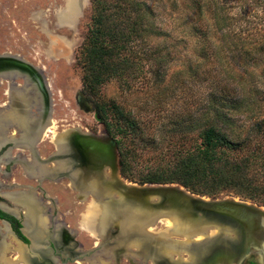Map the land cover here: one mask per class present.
I'll return each mask as SVG.
<instances>
[{
    "label": "rangeland",
    "instance_id": "rangeland-1",
    "mask_svg": "<svg viewBox=\"0 0 264 264\" xmlns=\"http://www.w3.org/2000/svg\"><path fill=\"white\" fill-rule=\"evenodd\" d=\"M105 1L112 3L117 0ZM126 1L139 3V10H145L146 14L150 11L145 22L148 30L143 28L144 34L131 40L127 50L124 48L118 54V58H124L125 62H120L122 66L131 64L132 68L127 69L130 73L123 77L106 78L94 94L83 91L81 79L85 72L84 48L88 46L87 38L94 26L96 11L95 4L89 0L73 26L63 25L71 23L67 19L62 24L57 20L66 0H0V54H17L42 72L49 85V126H52H48L49 130L59 133L72 129L106 136L113 143L117 139L122 148L131 146L136 157L128 159L130 168L126 176L129 179L120 175L118 154L115 175L126 183L138 184L146 172L153 171L163 153L169 154L178 148L189 150L206 120H210L213 114V110L207 109V104L215 80L219 86L227 87L230 98H239L234 99L235 104L227 110L225 106L218 108L233 117L235 135L243 138L253 131L251 123L264 121V0ZM112 19L122 27L120 14ZM58 37L70 45H67V55L60 54L59 44L55 41ZM243 51L250 53L244 56ZM246 58L249 60L246 61ZM14 81L22 83L19 76ZM5 87L6 82L2 80L0 101L4 98L1 92ZM95 104L104 105L107 110L105 123L110 124L111 132L98 119ZM215 106L217 104H212V107ZM117 108L128 113L136 122L143 141H138V132L126 133L124 137L116 133L120 126L116 120ZM242 119L246 120L240 126ZM227 131L229 133L226 134L232 138L233 128ZM50 134L46 132L33 146L39 158L47 159L54 154ZM258 140L256 136L250 142L255 145ZM26 152V148L11 146L0 156V204L9 209H13V205L4 197L5 194L24 190L26 186L35 187L33 178L21 173L23 170L18 162L4 172L8 160ZM66 181L61 178L53 183L41 179L39 194L56 199L57 203L52 205L57 208L56 212L64 224L76 231L74 240L80 242L83 249L90 250L97 239L90 237L81 223L89 210L90 200L86 198L77 202ZM195 195L207 199L233 198L264 209V201L254 202L229 190L222 189L214 197ZM79 218L83 229L77 225ZM3 225L0 223V248L7 245L3 256L14 260L18 257L16 251L17 256L13 259L18 242L15 244V238L2 229ZM166 226L171 227V224L157 222L150 233ZM130 258L131 261L119 257L118 264H141L135 256ZM85 259L73 258L74 262L67 260L65 264H87ZM143 263L150 264L148 261Z\"/></svg>",
    "mask_w": 264,
    "mask_h": 264
},
{
    "label": "water",
    "instance_id": "water-1",
    "mask_svg": "<svg viewBox=\"0 0 264 264\" xmlns=\"http://www.w3.org/2000/svg\"><path fill=\"white\" fill-rule=\"evenodd\" d=\"M7 58L17 67L29 65L15 55ZM43 80L45 82H43L44 110H46L44 120H46L50 115L49 85L44 78ZM37 81L38 85H41L42 82L39 83L38 79ZM9 127L12 126L9 125L6 130ZM73 135L76 136L77 141L73 139L75 145L71 144L70 147L67 143L71 138L68 137ZM64 137H66L64 141L69 152L62 156L64 158L69 154L72 156L75 162L74 164L70 162L69 166L73 168V171L90 168L99 172L95 174L96 177L93 176L96 183L98 181V185L94 186L93 194L82 191L80 196L77 185L71 189L78 200L86 198L90 201L101 200V204L109 209L103 221L105 227L101 237L89 234L100 240V245L114 249L112 253L115 255L116 263L118 257L131 261L130 257L133 256L141 264H144V261L150 264L187 262L185 260H187L189 247L195 244L193 249H202V253L194 259L195 264H245L250 258L255 263L264 264V209L261 206L233 198H203L189 194L183 187L176 184L126 183L115 175L116 148L113 141L86 132L72 131V129L67 130ZM9 139L13 142L18 138ZM34 144V142L29 143L27 147H24V143L21 142L12 146L33 150ZM81 156L85 159L82 166L79 164L81 159L78 160ZM42 161L46 163L45 159ZM5 212L12 214L9 211ZM173 219L178 223L188 224L190 229L175 231L161 239L169 241L171 247L172 244H177L181 248L169 255L160 253L157 247L147 249L154 242H159L162 231L166 230L164 227L150 233L155 223ZM79 228H81L80 225ZM200 235L204 236L197 239ZM133 238H142L141 248L133 251L130 249L127 253L123 250V246L133 241ZM118 247L123 248L120 249L123 255L118 256L115 253ZM87 252L90 251L87 250ZM170 259L173 261L171 262Z\"/></svg>",
    "mask_w": 264,
    "mask_h": 264
},
{
    "label": "trees",
    "instance_id": "trees-1",
    "mask_svg": "<svg viewBox=\"0 0 264 264\" xmlns=\"http://www.w3.org/2000/svg\"><path fill=\"white\" fill-rule=\"evenodd\" d=\"M89 2L95 4L96 11L93 15L94 26L91 27L90 36L87 38L88 46L84 48L83 70L85 72L81 79L83 91L94 94L106 78L123 77L130 73L127 69L132 68L131 64L122 66L120 62L125 61L124 58H118V54L124 48L125 51L127 50V44L131 40L144 34L143 28L148 30L145 22L149 18L150 11L146 14L145 10H139V3L134 4L135 2L126 0H117L112 3L105 0H89ZM119 14L123 18L122 27L118 26V21L114 23L112 19L113 16L117 18ZM222 33L228 36L227 33ZM233 45L236 46L234 42ZM250 51H243L244 56ZM214 83L208 94L209 104H207V109L213 110V114L210 120H206V124L189 146V150L178 148L169 154L163 153L153 171L146 172V175L138 180V184L175 183L186 188L191 194L213 197L224 189L254 202L264 201V121L262 119L251 123L253 131L243 138L235 135L233 117L226 114L227 111L221 112L222 110L218 108L225 106L227 110L235 104L234 99L239 98L238 96L230 98L226 86H219L216 80ZM212 104L217 106L214 108ZM95 110L98 119L105 123L107 110L104 105L95 104ZM115 114L120 124L116 133H121L124 137L126 133L138 132V141H143L136 122L131 120L128 113L117 108ZM245 120L239 121V125L241 126ZM104 125L111 132L110 124L106 122ZM232 128V138H230L226 132L229 133L227 129ZM256 136L259 140L254 145L250 141ZM114 144L119 155L120 175L124 179L128 178L126 176L130 168L128 159L136 157L135 153L131 146L122 148L117 139L114 140ZM2 217L11 222L14 221L3 212L0 213V218Z\"/></svg>",
    "mask_w": 264,
    "mask_h": 264
},
{
    "label": "flooded vegetation",
    "instance_id": "flooded-vegetation-1",
    "mask_svg": "<svg viewBox=\"0 0 264 264\" xmlns=\"http://www.w3.org/2000/svg\"><path fill=\"white\" fill-rule=\"evenodd\" d=\"M66 23L68 26H72V22L71 23L66 22ZM66 23H64V24H66ZM55 41L58 42V44H59L60 54L67 55L69 53L68 47H70V45L65 43L64 39L61 37H58V39H56ZM58 44H56V45L58 46ZM67 45H68V47H67ZM57 46H55V48H57ZM53 50L55 51L56 49H53ZM13 55H15L18 58H20L21 60L25 61L23 58H21L17 54H10V53H6V52H2V54H0V84L2 83V80H5V82H6V87L4 89H2V92H1V95L3 94L4 98L0 101V114L4 113V112H13V111H10L11 110L10 105L12 104V99H11V96L9 94V89L11 87L15 88V86H16L15 89H19L20 91L24 90V88H27L28 93H30L31 95L34 94V95H32L33 97H31L30 99L33 100V98L35 96L36 101L34 100L33 102L31 101L32 103H30L28 96L25 95L26 99H27V101L25 102V105H22L21 108L19 107L18 111H16L19 113V115L17 114L18 118L12 117V118H9L10 120L7 121L6 127H8L9 125H11L12 127L7 128V130L5 128L6 131H4L5 133H3V135L6 138L3 139L0 143V156L2 153L6 152V150H8L9 147H11L12 145H17L21 142L24 143V147H27V145L29 143L32 144L33 142L35 143L34 146L36 144H38L41 140V137H43L45 134V132H43V130L45 129L46 124L50 121L49 120L50 117H48L46 120H44V115H45L46 110H44V102H45L44 96L45 95L43 93V82H44L43 78H44V76H43L42 72L40 70H37L35 66H32L27 61H25V62L28 63L30 66L34 67V69L32 67H30L29 65L26 66L29 69H26V68L25 69H19L17 66H15V64L12 60L7 58V57H11ZM14 68H16V70ZM14 71H18V72H14ZM17 76H19V78L22 80V83L17 84L14 81ZM37 79L39 80V83L42 82L41 85L40 84L38 85ZM33 109H34V111H32ZM12 114H14V113H12ZM19 116L21 117V120H20L21 122L24 123L25 121H28L30 123V125H32L31 130L28 133V134H30L29 135L30 136V142L29 141L25 142L22 139V137H21L22 129L13 123V120H17V121L19 120ZM66 131L67 130H62L61 132H59V133L56 132V133L64 135V133ZM71 136L68 137V138H71L68 140V143L66 142L67 144H69V146L71 144L75 145L74 140L77 141L76 136H74V135H73V137H71ZM49 137H51V138H49V140H50V142L54 148V152H53L54 154L50 155L47 159H45L46 163L42 161L43 157H40V158L38 157V155L36 154L35 148L33 150L26 148L27 152L25 154L18 153L19 155L13 156L11 158V160H8L5 163V167H4V172H7V171H9L10 166L14 162H18V164H20V166L23 170V172H21V173L27 178H33L34 183H35V185H34L35 187L26 186V188L30 187L32 189V192H34V193L31 195L33 196V198H35L36 202L40 205V207L43 208V211L45 213L44 215L47 218L46 223L43 225V227L41 229L42 232L40 231L42 234L41 233L39 234V235H41V237L32 236L34 234L33 231H35L37 229V226L33 225V227H31L28 230V225H26V221H25L26 216L24 213V209L22 207H20L19 205L17 206L8 197L3 195L7 200H9L11 202V205H13L12 206L13 209H9L6 205L0 204V213L3 212L5 215L10 216L14 221L11 222V221L6 220L5 218L2 217V218H0V223L4 224L2 227V229L4 231H5V226H7V229L10 233L7 230L5 232L12 234V236L15 238V244L18 242L23 247L22 249H23L24 253H23L22 261H20V262L18 261L19 262L18 264H24V262L26 264H65V261H67V260L71 261L73 258L76 260L86 258L85 263H87V264H89V263L90 264H101V261L98 260V256L106 262L105 264H117L118 262L116 263L115 258H114L115 255H113V253H112L114 251V249H107V250L103 251V249L107 248V247L102 246V244L97 245L100 242V241H98V239L96 242L93 243L92 248L90 250L88 249L90 252H87V249H83L82 244L80 242L78 243L77 241L74 240L73 235L76 234V231L70 229V227H68L66 224H64V222L62 221V219L60 217V214L58 215V213L56 212L57 208L52 205V204L55 205L57 203L56 199H54L53 197L43 195V193L39 194L40 190H39L38 183L41 179H45V180H48V181H51L54 183V182H58L59 179L64 178L67 180L65 183L66 186H68L70 189L71 188L74 189L75 187H73V186H76V185L79 186L80 196H81L82 191H83V193L90 192L93 194L94 186L96 184H98V183H96V180L94 178V177H96L95 174L99 173L98 171H94L90 168H86L87 171L82 170V169L79 171H73V168L71 166H69L70 162L72 164H74V162H75L72 159V156L70 154L67 155L65 158H64V156H62V154H64V153L67 154L69 152V150L67 151V147L65 145V142H64L65 147L63 149V152L59 155V153L57 151V146L54 143V141L52 140V136H49ZM9 138H12V139L18 138V139H15L13 141L14 142V144H13V142H11ZM105 138H108V137L105 136ZM108 139H110V138H108ZM19 149H22V148H19ZM117 154H118V152L116 149V154H115L116 163H118ZM49 159H51V160H49ZM1 160L2 159H0V162H1ZM78 160H80V163H79L80 165L81 164L84 165V163H85L84 157H82V156L80 158L78 157ZM33 161L38 163V164H41L45 169H47L48 174L45 173L44 175H38V176H34L33 174L30 175L27 172H26L27 173L26 174L25 173L26 169L30 170V168L31 169L34 168V167H32ZM58 163L60 164L59 166H58ZM72 189H71V191H72ZM19 191L21 192L23 190L21 189L18 191L16 190V191H9V192H19ZM73 193H74V191H73ZM75 200H77V202L80 201L76 198V196H75ZM91 201L94 202L95 199H92ZM91 201L88 203V205L90 203H92ZM5 211L12 212V214L5 212ZM77 225H80V218L77 221ZM80 229H83L82 226ZM91 232L87 231V233L90 237H92L91 235H93V236L96 235L98 237H101V235L94 234L93 231H91ZM2 237H3V235H2ZM92 238H95V237H92ZM160 241H161V239H160ZM18 243H17V245H18ZM123 248L118 247L117 249H115L116 250L115 253L118 254V256H120V255H123L122 252H120L121 251L120 249H123L127 253H129L130 249H131V251H133L132 249L139 250L137 247H135L133 244H130V243L123 246ZM103 252L106 253V256H104V257L101 256L102 254H104ZM14 253H15V256L13 257V259L17 256L18 252L16 253V250H15ZM98 254H100V255H98ZM138 254H139V252H138ZM169 254H170V252H169ZM169 254H167V255H169ZM170 260H171V262L173 261V259H170ZM185 261H187V260H185ZM249 262H251L253 264H258V263H255L254 261H252L251 258L248 259L245 262V264H248ZM0 264H1V262H0ZM175 264H177V263H175ZM178 264H195V261L190 259L187 262H182V263H178Z\"/></svg>",
    "mask_w": 264,
    "mask_h": 264
},
{
    "label": "bare ground",
    "instance_id": "bare-ground-1",
    "mask_svg": "<svg viewBox=\"0 0 264 264\" xmlns=\"http://www.w3.org/2000/svg\"><path fill=\"white\" fill-rule=\"evenodd\" d=\"M85 2H86V0H66L65 7L62 9V11H60V13L58 15L59 17L57 20L60 22L59 24H62V21L64 19H67V20L71 21L72 23H74V21L76 20V17L80 16ZM18 68L19 69H25V68L29 69L28 67H18ZM15 88H16V86H15ZM15 88L11 87L9 89V94H10L11 99H12V104L10 105V107H11L10 111H13V112H4V113L0 114L1 115L0 116V142L6 138V137H4L3 133H5L4 131H5V128L7 125L6 123L8 120H10L9 118H12V117L18 118L17 114L19 115V113L16 111H18L19 107L21 108L22 105H25V102L27 101L25 95L28 96L30 103H32L34 100L36 101L35 96H34L33 100L30 99L31 97H33L32 95H34V94L31 95L30 93H28L27 88H24V90H22V91H20L19 89H15ZM12 113H14V114H12ZM20 120H21V117L19 116V120L18 121L13 120V123L22 129V133H21L22 139L25 142L26 141L30 142V136H29L30 134H28V133L30 132L32 125H30V123L28 121H25L23 123ZM49 120L50 121L46 124L43 132H45V134H46V132H48V133L51 132L50 135H52V140L56 144L57 151L60 155L63 152V149L65 147L64 146L65 137L63 138V135L57 134L56 132L52 131V129L49 130L48 126L51 122V119L49 118ZM32 164H33L32 167H34L33 169L30 168V170L29 169L25 170L30 175L33 174L34 176H38V175H44L45 173L48 174L47 169H45L41 164H38L34 161L32 162ZM59 165L60 164L58 163V166ZM33 193L34 192H32V189L30 187H28L21 192L20 191L19 192H11V193L5 194V196H7L15 204L19 205L20 207H22L24 209V213L26 216L25 221H26V225H28V230L31 227H33V225L37 226V229L35 231H33L34 234L32 236L41 237V235H39V234L42 232L41 229H42L43 225L46 223L47 218L44 215L45 213L43 211V208L40 207V205L36 202L35 198H33V196L31 195ZM101 202H102L101 200H95L94 202H92L88 207L89 210L87 211L86 214H84L83 220L81 222L83 224V227H85V229L87 231H90V232L93 231L94 234H97V235H102L104 227H105V224L103 221H104V218L106 217V215L108 214L107 212H109V209L106 206L104 207L101 204ZM166 221H167V223L171 224V227L166 226V230L162 231L163 233L160 236V239L166 238L167 236L171 235L172 233H175V231L189 230L190 229L188 224L178 223L174 219L173 220H164L163 222L166 223ZM5 229L8 231L7 226H5ZM203 236L200 235L197 239H200ZM141 242H142V238H139V239L133 238V241H130L129 243L130 244L134 243V245L136 244L135 246L139 249V248H141ZM6 246L2 245L0 248L1 253H2L1 258H0L1 264H18V261H22V257H23L24 252L22 249L23 247L19 243H18V247L15 248L16 251L18 252V257H16L14 260L7 259L3 256V252H4V250H6L5 249ZM194 246H195V244L192 245L191 247H189V251L187 253L188 257L186 258L187 261L190 259H192L194 261V259L197 258L200 255V253H202V249H200V248H196L197 250L193 249ZM155 247L159 248V250L161 251L160 253L166 254V255L169 254V252L172 253V252L178 251V249L181 248V246L178 247L177 244H172V247H171L169 241H166L163 239H161V241H159L157 243L154 242L152 244V246L147 247V249H154ZM107 249H109V248L108 247L104 248L103 251L107 250ZM101 256H103V257L106 256V253L102 254ZM98 260L101 261V264L106 263L99 256H98ZM24 264H26V263L24 262Z\"/></svg>",
    "mask_w": 264,
    "mask_h": 264
}]
</instances>
